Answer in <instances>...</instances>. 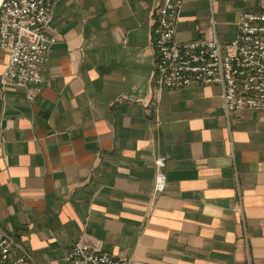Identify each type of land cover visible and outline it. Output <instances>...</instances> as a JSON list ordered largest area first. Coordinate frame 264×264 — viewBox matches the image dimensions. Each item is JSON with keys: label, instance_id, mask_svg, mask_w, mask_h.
Here are the masks:
<instances>
[{"label": "crops", "instance_id": "0c3cea01", "mask_svg": "<svg viewBox=\"0 0 264 264\" xmlns=\"http://www.w3.org/2000/svg\"><path fill=\"white\" fill-rule=\"evenodd\" d=\"M159 2L60 0L42 91L0 87V225L36 264L79 240L133 264H264V111L228 117L218 85L153 91ZM244 11L264 0H185L176 39L230 42Z\"/></svg>", "mask_w": 264, "mask_h": 264}, {"label": "built area", "instance_id": "2783aa9c", "mask_svg": "<svg viewBox=\"0 0 264 264\" xmlns=\"http://www.w3.org/2000/svg\"><path fill=\"white\" fill-rule=\"evenodd\" d=\"M59 1L0 0V49L9 56L0 74L2 90L8 85L27 88L31 101L42 91L51 48L58 42L52 23ZM184 3L185 0H160L153 12V91L193 84L218 85L228 117L243 110L264 111V11L242 12L238 32L230 42H221L216 30L180 42L176 33ZM166 161L164 156L155 158L157 171L149 214L167 187ZM133 262L132 258L115 256L79 240L68 249L60 264ZM0 264H36L30 252L1 225Z\"/></svg>", "mask_w": 264, "mask_h": 264}, {"label": "rangeland", "instance_id": "374dc122", "mask_svg": "<svg viewBox=\"0 0 264 264\" xmlns=\"http://www.w3.org/2000/svg\"><path fill=\"white\" fill-rule=\"evenodd\" d=\"M40 264V262H38Z\"/></svg>", "mask_w": 264, "mask_h": 264}]
</instances>
